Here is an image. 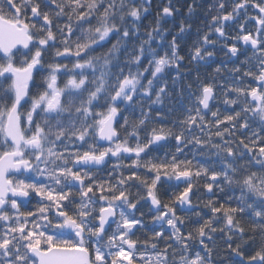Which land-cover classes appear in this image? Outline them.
I'll return each instance as SVG.
<instances>
[{"label": "snow or ice", "instance_id": "snow-or-ice-1", "mask_svg": "<svg viewBox=\"0 0 264 264\" xmlns=\"http://www.w3.org/2000/svg\"><path fill=\"white\" fill-rule=\"evenodd\" d=\"M151 4L0 0V264H217L216 256L264 264V0L207 6L215 12L188 64H214L217 51L233 60L209 83L181 54L191 22L169 37L162 22L180 9L168 0L146 26ZM199 7L189 4L188 17ZM249 19L255 32L246 31ZM234 24L232 37L225 29ZM242 47L254 60L240 59ZM193 84L195 104L166 125L165 104L192 95ZM217 88L226 114L215 106ZM170 141L174 151L154 155ZM186 149L219 167L194 166ZM201 176L203 214L190 195ZM171 181L178 191L164 203L159 189ZM142 200L152 227L138 240L148 227L137 216ZM177 209L196 217L191 231ZM246 215L254 235L242 226ZM255 234L261 243L245 257Z\"/></svg>", "mask_w": 264, "mask_h": 264}, {"label": "trees", "instance_id": "trees-1", "mask_svg": "<svg viewBox=\"0 0 264 264\" xmlns=\"http://www.w3.org/2000/svg\"><path fill=\"white\" fill-rule=\"evenodd\" d=\"M166 6L168 3V0H166ZM190 1L191 3L194 2V0H187ZM165 1L164 0H152V4L151 7L149 9L150 15L147 17L146 20H144V24L147 26L148 24L154 22V19L158 13V11L160 9H162L165 5L163 4ZM174 6L178 7L180 9L179 13H177L173 18H168L166 20H164L162 22V27L164 29H167L169 32V37H171V35H174L176 32L179 31V24L182 21L185 22H191L192 24V30L190 33L185 34L183 41H181V45L182 47H184V51L187 52L185 54H182L185 56V61H188V53L191 50L192 45L195 43L196 39H197V32H203L205 29V23H206V17H208L209 15H212L213 12H215V9L213 10L212 13H209L207 11V6L209 4L215 3V0H195V2L200 4V7L197 8L195 10V12L193 13V15L191 17H188V13H187V7L185 5L184 9L183 7L179 4L178 0H172ZM194 64H191V66H189L188 68H190V72H196L197 70H195L193 68ZM199 75H200V81L202 83H209L213 78L208 76V73L206 71L201 70L199 71ZM186 82H191V81H186ZM192 95H189V93L187 91H185L183 97H176L173 96L172 98V102L171 103H166L164 106V110L168 111L169 109H171V113L170 116L167 120L164 121V123L166 125H174L177 124L178 121L180 119H182L185 115H186V109L188 107H191L195 104L196 102V94H198V89L196 88L195 84H193L192 87ZM238 107V106H237ZM221 111V114H224L222 112V109H219ZM223 127V126H221ZM122 131V130H121ZM172 144H174V141H170L169 142V148L168 149H160L157 153H155L154 155H158V156H163V154L165 152H169V154L171 153V151H174V148H172ZM181 156H186L188 159L193 160V165L194 166H209V167H219L218 164H213L212 162L216 159L215 157H209L207 154H198L195 151L193 152H188V150H185V153L181 154ZM111 167V165H109V168ZM108 169H105L103 171V175L106 174ZM205 177L201 176L199 178L200 182H204ZM170 185H172L173 187H170ZM166 188V193L167 195H165L163 193V188ZM136 190L134 189L133 192H135ZM177 189H175L174 187V183L173 181L169 182V184H164V186L162 188L159 189V196L160 198L165 197L166 199L163 201L164 203L169 202V198L170 196L176 192ZM218 198V197H216ZM214 198V199H216ZM227 199V198H226ZM225 199H219V202L223 203ZM141 203H145L144 200L141 201ZM202 209V214L203 213H207L208 209L201 207ZM144 213V220L146 225L148 226L145 230L142 231H138L136 233V236L134 237V239H138V240H143L145 238V236H150L151 232L149 231V229H151L152 225L151 223H149L150 221V213L146 211H139L137 213V216H140V213ZM185 216V225H186V229L188 231L192 230V221H194L196 219L195 216H190V215H186V214H181ZM242 226L245 227L246 229V234L247 235H254V233H252L251 230V219L246 215L245 218L242 220ZM217 235H220L219 233ZM256 235V239L253 241L252 246L246 248V249H242V251L244 252V256L247 257L250 254H253L254 248L259 247L260 243H261V239L259 237L258 234ZM216 250L218 252L223 253L224 249H223V244L224 241L223 240H217L216 242ZM217 264H225V258H222V256H216L215 257ZM226 261L227 264H238V259L232 256L226 257Z\"/></svg>", "mask_w": 264, "mask_h": 264}, {"label": "flooded vegetation", "instance_id": "flooded-vegetation-1", "mask_svg": "<svg viewBox=\"0 0 264 264\" xmlns=\"http://www.w3.org/2000/svg\"><path fill=\"white\" fill-rule=\"evenodd\" d=\"M164 1L165 2L163 4L166 6V2L167 1L166 0H164ZM178 2L183 7V9H184L185 5H186V7H188L189 4H192L190 1H187V0H178ZM227 10H230V9H227ZM257 13H258V10L256 8L251 7V6L249 7L248 15L250 17L256 16ZM212 14H214V12ZM208 17H210V15ZM208 17H206V20H207ZM257 27H259V26L255 23V20L249 19L248 22H247V25H246V31L255 32ZM206 28H207V24L205 25V29L204 30H206ZM225 30L229 34V36H232V37H235V36H237L239 34L238 26L235 25V24L232 25L231 27H227ZM228 43L229 44L237 43L238 46H240V44H241V42H238L236 40H229ZM186 52L184 51V47H182V45H181V54H185ZM241 52H242V55L240 56V59H243L244 55H247L248 57H250V58H252L254 60V55H253V52L250 49V47L249 48H243L242 47L241 48ZM236 62L239 63V61H236ZM185 63L187 65V67L191 66V64H188V61H185ZM216 66H221L222 68H225V67L226 68H231V67H233V60H229L228 59L226 51H217V54L215 56V63L214 64H209L208 62L202 61V62L199 63V65H194L193 68L195 70L198 69V71H201V70L204 69V71H206L208 73L209 77L214 78L215 73H214L213 70H214V68ZM188 69H190V68H188ZM226 77H227V73H222L219 77H216V79L222 81ZM216 95L218 97H220V99H218L216 101L215 106L218 107L219 109H222V112L224 114H226V109L229 112L232 111V109L228 108V106H226L222 102H220L222 100V97L220 95V92H219L218 88L216 89ZM238 107H237V109H238ZM97 174L98 175H103V172H98ZM173 183L175 185L178 182L173 181ZM204 183H205V180H204V182H200L199 181L198 185L196 187H194L193 193L191 194L192 195V199H193V205L195 206V205L199 204L200 208L203 207L204 201H206L208 199V194L206 193V190L203 187ZM182 188H183V185H181V188L179 190H182ZM163 193L165 195H167L165 187L163 188ZM214 198H216V197H214ZM218 198L219 199H226L227 196H226V194L219 193L218 194ZM160 199L163 202L166 198L163 197V198H160ZM34 203H35V199H33V205H34ZM33 205H30L29 207H32ZM138 209H139V211H146L147 210V212H149L151 214L150 217L152 216V212L150 211V205L146 201H145V203H141L140 205H138ZM21 210L25 211L26 209L22 207ZM177 211H178V214H185V213H181L179 209H177ZM149 223H150V221H149ZM133 239H134V237H133Z\"/></svg>", "mask_w": 264, "mask_h": 264}, {"label": "water", "instance_id": "water-1", "mask_svg": "<svg viewBox=\"0 0 264 264\" xmlns=\"http://www.w3.org/2000/svg\"><path fill=\"white\" fill-rule=\"evenodd\" d=\"M191 195V194H190Z\"/></svg>", "mask_w": 264, "mask_h": 264}]
</instances>
